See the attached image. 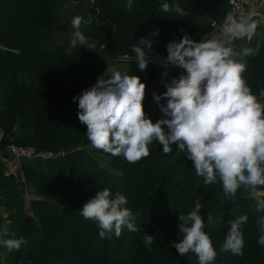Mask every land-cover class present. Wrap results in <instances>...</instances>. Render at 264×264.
Listing matches in <instances>:
<instances>
[{"label":"trees","instance_id":"16d2710c","mask_svg":"<svg viewBox=\"0 0 264 264\" xmlns=\"http://www.w3.org/2000/svg\"><path fill=\"white\" fill-rule=\"evenodd\" d=\"M223 1L180 0L186 15L177 17L161 11L164 0H135L132 9L126 7V0H0V131L5 135L0 147H33L38 153L57 156L21 160L26 163L20 171L27 185L50 201L32 202L35 217L22 216L15 196L20 191L0 162V224L9 223V233L26 241L4 264H197L195 254L182 256L172 246L181 235L178 215L192 210L197 198L203 216L207 213L203 207L213 204L215 215L224 219L205 224L218 253L215 264H264V246L257 243L255 200L243 191L238 194L244 197L216 200L220 190L204 184L176 145L165 155L153 141L149 155L135 163L93 148L113 158L119 172L115 175L83 149L72 151L74 146L90 143L87 126L77 116L78 102L73 100L87 88L83 77H93L90 73L105 70L124 56L135 57L132 44L154 32L158 34L152 49L146 51L163 59L166 45L175 38L186 34L197 40L206 31L207 15L222 19L228 9L226 0V11L220 16ZM76 15L92 18L84 34L96 42V48L78 47L69 56L64 48L71 37L62 32L71 30L72 36L71 20ZM260 28L250 43L235 42L236 51H241L260 41L259 54L243 58L247 62L243 76L257 95L264 89V29ZM137 73L147 85L145 111L156 115L159 108L153 93L162 94L165 83L178 75L151 63L145 70L138 67ZM104 188L127 196V206L139 213V231L123 230L119 237L101 239L97 223L80 215L83 204ZM3 210L10 211L6 220ZM244 214L249 216L243 227L244 255L221 252L229 227L226 222ZM145 232L154 236L151 250L142 243Z\"/></svg>","mask_w":264,"mask_h":264},{"label":"clouds","instance_id":"9594fccd","mask_svg":"<svg viewBox=\"0 0 264 264\" xmlns=\"http://www.w3.org/2000/svg\"><path fill=\"white\" fill-rule=\"evenodd\" d=\"M135 0H126L132 9ZM161 11L186 15L180 0H164ZM92 23L91 17L76 15L71 20V39L64 52L71 55L78 47L95 49L96 42L84 34ZM259 22L252 16L236 18L228 14L220 27L225 38L195 40L184 35L166 45L167 55L162 66H176L183 71L165 83L166 91L153 93L161 117L153 120L145 111L147 85L135 74L113 69L111 75L98 77L96 83L73 97L78 102L77 116L87 126L86 136L93 148L112 156H123L135 163L149 155L153 141L162 152L170 154L172 145L192 161L195 174L205 185L219 183L224 197L234 200L238 192H246L255 200L258 214L257 243L264 246V89L254 94L243 73L247 70L244 57L258 55L260 41L255 47L241 51L229 46V40L257 34ZM158 32L140 37L132 44L136 65L145 70L152 61V49ZM167 72L164 73L167 76ZM164 101V102H162ZM125 194L111 189L98 190L80 208V215L97 223L99 236L119 237L127 228L139 231L137 219ZM197 198L187 214L178 215L180 238L172 246L182 256L195 254L197 264H215L217 250L205 231L206 220ZM213 220L209 214L207 222ZM249 216L235 215L228 220V231L221 252L244 255L243 227ZM146 233V232H145ZM26 243L23 236H9L6 223L0 224V264L4 252L19 251ZM142 243L151 250L154 236L146 233Z\"/></svg>","mask_w":264,"mask_h":264},{"label":"rangeland","instance_id":"374dc122","mask_svg":"<svg viewBox=\"0 0 264 264\" xmlns=\"http://www.w3.org/2000/svg\"><path fill=\"white\" fill-rule=\"evenodd\" d=\"M223 5H224V10L220 14V16L223 15L224 12L226 11V0L223 1ZM67 7L64 9V13L68 12V8L69 7L68 8ZM205 19L207 21L206 31L203 32V34H201V35L196 37L197 41L211 39L215 35V34H213L212 28L209 25L210 21L213 19V17L210 16V15H207L205 17ZM262 28L264 29V27H262ZM259 29H261L260 26L258 27L257 32L259 31ZM62 33L63 34L65 33V37H68V36L71 37L70 36L71 30L63 31ZM253 37H254V35L251 37V39H249L248 37H244V38H242V40H245L246 42L250 43ZM175 39L177 40V38H175ZM233 49L236 50V46ZM0 50L3 51L1 46H0ZM150 63L151 64H155V65H157L159 67H163L162 66V59L159 60V59H156V58L152 57V61ZM167 68L171 69V70L172 69L175 70V72H176L175 75H179L183 71L179 67L171 66V65L168 66ZM113 69L119 70L122 73L126 72V73H128L130 75L131 74H135V75L138 74L137 73L138 72V66L136 65L135 57L134 56H124L122 59H118L115 62L109 63L108 67L105 70L100 71V70L97 69V71H93L92 73H90L93 77H91V78L83 77L81 79V81L86 85L87 88H89L91 85L96 83L98 77L105 75V78H108L111 75ZM262 84H264V83H262ZM148 97H149V95L146 96V98H148ZM160 117H161L160 110L156 112V115L151 116V118L153 120L159 119ZM23 148H27V149H29L31 151H35L36 152L35 148H33V147H23ZM154 148H156V145H155ZM78 149H83L85 151V153H87L88 156L92 160H94L97 163V165H99L101 168H103L107 173H110V174H113V175L119 173L118 170L116 169V167L112 165L113 164V158L111 156H106V155H102L100 153L94 152L93 151V147L91 146L90 143L85 145V146L84 145L74 146L72 151L73 150H78ZM149 149H153V148L150 147ZM5 157H6V159H8L7 163H4ZM51 157L55 158L57 156L51 155ZM0 162L5 166V174H6V176L9 177V178L11 177L12 179H14L13 182L18 187V189L20 191L21 195L18 193L17 195L15 194V196H17V198H19V202L17 204V207L22 208V212H23L22 216L30 215L32 217H35L33 211L31 210L32 202L36 201V200H44L45 202H47L49 200H47L44 197H42V195H39V194L33 192V190H31V188L27 185V181L25 180L24 176H23L22 183H21V181H19L18 176L22 174V172L20 170L22 169V165H24V164L26 165V163H23L22 161H15V159L12 158L8 154L7 148H5V147H3V148L0 147ZM7 164H9V165H7ZM211 185L213 187H215V188L220 190V192L216 196V200H218L220 197L224 196L223 189H222V187H221V185L219 183H214V184H211ZM169 190H171V189H169ZM261 194L264 195V188H262V193ZM236 197H244V195L237 194ZM230 202L231 201H229V203ZM209 205H212V206L205 205V207H203V209L207 212L205 214V216H204L205 220H207V216L210 214L212 216V218H213L215 223L216 222H224V219H222V217H220L218 215H215V211L216 210H215L214 205L213 204H209ZM9 212L10 211L3 210L4 220H6L8 218V216L10 214ZM6 224L8 225V228L11 227V225L9 223H6ZM124 230L125 231H129L127 228H125ZM9 236L10 237H15V233H13V231H10ZM15 251L16 250H13L11 252L5 251L4 252V254H5L4 255V260L6 261L9 258H12L14 253H15ZM75 264H77V263H75Z\"/></svg>","mask_w":264,"mask_h":264},{"label":"built area","instance_id":"2783aa9c","mask_svg":"<svg viewBox=\"0 0 264 264\" xmlns=\"http://www.w3.org/2000/svg\"><path fill=\"white\" fill-rule=\"evenodd\" d=\"M228 9L225 12L224 16L220 20L212 19L210 21V27L212 28L213 34L215 37L225 38L224 34L220 31V27L223 24L226 16L232 14L236 18H246L252 16L253 19H256L259 22L260 27H264V0H227ZM244 38V37H243ZM242 39V38H240ZM239 39L229 40V45L232 48L235 47V42ZM5 135L0 131V144L4 140ZM8 154L14 158L16 161L21 160H34V159H49L51 158L50 154L37 153L31 151L27 148L18 147L16 145L10 144L7 147ZM8 159L5 158L4 163H7ZM9 165V164H7ZM19 181H23V176H18Z\"/></svg>","mask_w":264,"mask_h":264},{"label":"crops","instance_id":"0c3cea01","mask_svg":"<svg viewBox=\"0 0 264 264\" xmlns=\"http://www.w3.org/2000/svg\"><path fill=\"white\" fill-rule=\"evenodd\" d=\"M16 161V160H15ZM10 167V166H9Z\"/></svg>","mask_w":264,"mask_h":264}]
</instances>
